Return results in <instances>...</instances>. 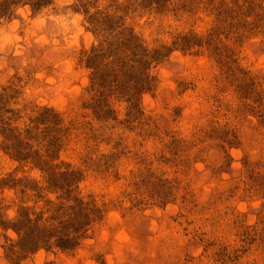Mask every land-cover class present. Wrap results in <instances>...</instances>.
<instances>
[{"label": "rangeland", "instance_id": "1", "mask_svg": "<svg viewBox=\"0 0 264 264\" xmlns=\"http://www.w3.org/2000/svg\"><path fill=\"white\" fill-rule=\"evenodd\" d=\"M49 2L0 0V223L48 230L0 264H264V0Z\"/></svg>", "mask_w": 264, "mask_h": 264}, {"label": "trees", "instance_id": "2", "mask_svg": "<svg viewBox=\"0 0 264 264\" xmlns=\"http://www.w3.org/2000/svg\"><path fill=\"white\" fill-rule=\"evenodd\" d=\"M49 1L50 0H32L33 4L34 3H36V4L40 3L41 6L49 4L50 3ZM125 36H127L126 40H128V41L124 42L122 40V43L120 46L121 48L118 47V45H117L116 47H114L115 50L111 49V52H112L111 55L113 58L115 57V55L118 52L120 54H126L125 57H120L118 55L119 60H121V59L125 60L126 59V61H127V59H128L127 55H130V56L132 55V53L130 51L131 47L135 48L134 55H135V57H137L136 61L142 62V61H144V59L150 57L149 53L147 56L138 50L139 45L136 42V41H138V39L134 33L126 34ZM157 52H160V51H157ZM95 54H97V55H95ZM103 54H104V52H102L100 54V50H99V52L95 51L94 54L92 55V57L91 56L89 57V60L90 61L95 60L98 57H101ZM117 62H121V61H117ZM146 63H148V62H146ZM120 67H119L118 71H123L122 69H120ZM124 72L125 71H123V73ZM98 78H99V81L97 79L98 82H96L95 86L98 83H101L103 88L106 89L107 86L105 85V81L103 80L101 75ZM120 80L122 82V77H119L118 83L120 82ZM143 80H144V82H148L150 80L149 74H145ZM121 82L119 84H122ZM137 86L140 88L139 84ZM40 222H43L42 218L37 217V219H36L32 216L31 213L23 212L21 214V216L18 217V219L13 221L14 225L12 223H10L12 225L7 227V226L3 225L2 223H0L4 228L13 229L14 231H16L18 233V235L20 236V241H21L22 245H24L22 248H16L15 246H14V248H12L13 251H12L11 255L13 256V258H15V256H14L15 254H17L18 257L30 254L33 251H35L37 245H41V243H39V242L43 239L44 234L48 230L45 228L44 231H42V225H40ZM67 245H69V244H67ZM64 247L68 248V246H64ZM23 252H25V253H23Z\"/></svg>", "mask_w": 264, "mask_h": 264}]
</instances>
